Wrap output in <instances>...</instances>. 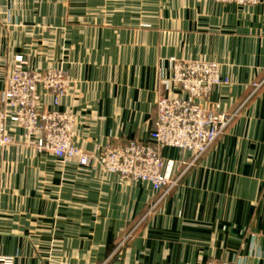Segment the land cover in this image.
Here are the masks:
<instances>
[{"label": "crops", "instance_id": "0c3cea01", "mask_svg": "<svg viewBox=\"0 0 264 264\" xmlns=\"http://www.w3.org/2000/svg\"><path fill=\"white\" fill-rule=\"evenodd\" d=\"M90 1L65 8L63 0H0V94L18 54L31 71L61 67L72 83L57 106L39 88L41 104L75 114L74 144L92 157L128 140L152 144L156 100L186 97L170 80L174 62L203 60L219 65L222 80L204 106L233 118L194 163L186 150L158 148L178 181L157 191L38 152L8 122L0 258L264 264V0H104L103 21Z\"/></svg>", "mask_w": 264, "mask_h": 264}, {"label": "built area", "instance_id": "2783aa9c", "mask_svg": "<svg viewBox=\"0 0 264 264\" xmlns=\"http://www.w3.org/2000/svg\"><path fill=\"white\" fill-rule=\"evenodd\" d=\"M213 1L254 6L261 0ZM19 59L0 94V147L13 143L7 126L13 122L23 130L24 142L38 152H49L61 162L75 159L80 166L97 165L123 179L147 182L155 191L178 181L167 170L173 163L166 162L158 148L186 150L192 154L193 162L214 144L233 118L204 106L212 88L222 82L219 65L203 60L181 61L173 66L170 80L186 97L161 96L156 100L150 133L153 143L128 140L107 145L99 155L90 157L74 144V113L47 109L41 104L39 88L51 96L54 106L59 104L69 86L63 72L31 71ZM8 262L0 258V264ZM206 264L229 263L212 260Z\"/></svg>", "mask_w": 264, "mask_h": 264}, {"label": "rangeland", "instance_id": "374dc122", "mask_svg": "<svg viewBox=\"0 0 264 264\" xmlns=\"http://www.w3.org/2000/svg\"><path fill=\"white\" fill-rule=\"evenodd\" d=\"M82 1L83 0H63V4H64V6H65V8H67L68 6L70 7H72V5H76V4H78V5H82ZM106 1V0H105ZM107 2V1H106ZM115 2H118V1H112V7H116L117 6V4L115 3ZM90 3L92 4L91 5V7L90 8H95V7H98L99 6V8L101 9L102 8V12H101V21H103V20H106V19H108V17L106 16V14L104 13L105 11H103L104 10V7H105V10H106V8L107 7H110V5L108 4V5H105V2H104V0H92V1H90ZM88 5V4H87ZM87 5H85V6H87ZM68 14L65 12L64 13V20H65V22H66V20H67V16ZM70 15V14H69ZM100 21V22H101ZM85 22V21H84ZM87 24H90V23H87V22H85V24L83 25V26H85V25H87ZM108 24V22H106V25ZM47 33H51V34H54V32H55V30L52 28V27H47V29L45 30ZM43 47H44V45H43ZM48 47V50H49V52H50V48H49V46H47ZM46 47V48H47ZM20 58V59H19ZM21 60V62L22 63H24L25 64V67H26V65H27V60L24 58V56L22 55V54H18V55H16L15 57H14V61L12 62V65H11V69H10V72H11V70H12V68H13V66H14V64L16 63V60ZM187 61H191V60H187ZM19 62V61H18ZM178 62H181V61H178ZM178 62H174V64H173V66L175 65V64H177ZM27 68V67H26ZM28 69V68H27ZM172 69H173V67H172ZM29 70V69H28ZM61 71V72H63V74L65 75V77L67 78V76H66V74H65V72H64V70L61 68V67H58V68H47L46 70H44L45 72H53V71ZM43 71V72H44ZM10 72H9V74H10ZM172 74V73H171ZM68 79V78H67ZM68 81H69V86H70V84L72 83V82H70V79H68ZM69 86H68V88H69ZM67 88V89H68ZM48 109V108H47ZM75 115V114H74ZM192 159H193V157H192ZM196 161V160H195ZM193 163H194V161H193Z\"/></svg>", "mask_w": 264, "mask_h": 264}]
</instances>
